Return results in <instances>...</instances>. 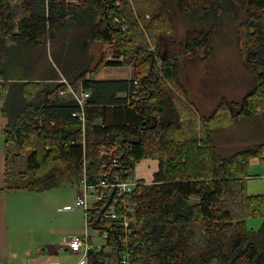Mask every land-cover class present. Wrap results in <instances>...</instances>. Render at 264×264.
Returning a JSON list of instances; mask_svg holds the SVG:
<instances>
[{"label":"trees","instance_id":"trees-1","mask_svg":"<svg viewBox=\"0 0 264 264\" xmlns=\"http://www.w3.org/2000/svg\"><path fill=\"white\" fill-rule=\"evenodd\" d=\"M156 1L148 19L139 11L142 23L134 0H0L6 153L0 196L79 188L85 176L97 184L105 171L111 181L116 175L128 180L137 164L156 160L153 182L139 180L118 205L122 213L126 203L135 204L131 264H264V195L247 193L251 161H264V143L222 159L213 141L215 131L264 111V0H202L208 5L198 18L203 27L189 30L185 53L209 57L215 35L240 20L255 75L241 101L223 98L208 115L188 102L179 57L161 52L174 47L177 28L167 1ZM197 1L176 5L193 24ZM101 41L112 45L118 60L105 64L130 66L131 81L88 78L99 68L91 47ZM33 62L40 77L20 76ZM68 85L90 95L84 123L78 102L61 95ZM103 148L118 149V165L102 162ZM249 219L262 220L258 231L248 228ZM96 227L103 223L96 220ZM109 258L121 264L115 246L109 254L92 252L90 263Z\"/></svg>","mask_w":264,"mask_h":264},{"label":"rangeland","instance_id":"rangeland-1","mask_svg":"<svg viewBox=\"0 0 264 264\" xmlns=\"http://www.w3.org/2000/svg\"><path fill=\"white\" fill-rule=\"evenodd\" d=\"M80 1L85 0H66V3L79 4ZM129 1L133 4V0ZM166 1L173 11L177 32L174 35V47L173 45H164L161 52L169 50L167 56L174 55L179 57L181 67L180 80L186 90L188 102L195 107L199 114L208 115L217 107L223 98L228 101H241L255 85V75L249 70L247 63L248 54L245 44L246 26L241 24L240 20H236L232 25L223 28L221 34L217 33L215 35V42L213 41L210 46L212 50L209 57H205V53L202 51H194L192 55L188 56L185 53L186 37L189 30L197 26V24L198 27H203L198 22V18L200 19L204 16L205 12L202 7H207L208 5L202 0L197 1L198 4L196 3V6L198 5L202 9H199L195 17V24H193L188 18L185 20V16L179 12L176 7L177 0ZM157 3L159 2L156 0H137L136 2L134 0L133 7L138 20L143 23L140 13L148 19L152 12L159 6ZM214 30L216 29L214 28ZM90 51L94 57L93 66L99 63V68L96 73L105 72V63L114 59L115 52L112 45L103 41L95 42ZM156 60H158V65H160V57H156ZM32 64L31 66L30 63L31 68H28V71L24 70L20 72V76L26 78L40 77V71L35 70L34 62ZM67 95L69 96L70 94ZM2 122L0 103V152L5 151V137ZM213 141L219 149L222 159L232 156L246 148H253L264 143V111L240 118L235 125L227 127L224 130L215 131ZM254 160L257 161H251L252 165L249 171L251 178L247 182V193L250 195H264V163L262 164V168H260L258 159ZM158 163L159 161L156 162L155 160H143L136 165L137 167L132 173V176L134 177V173L136 172V175L138 174L142 177V180L146 184H151L154 180L153 173L158 170ZM253 175H258V177H254ZM110 192H108L109 196ZM27 201L29 199L26 200V209ZM125 205L126 209H129V217L133 219L136 225L135 204L128 202ZM42 206L44 209L38 210L36 213H33V208L27 212L28 228L36 234L52 232L60 235L64 233L68 239L75 235L70 234V230L77 224L76 218L70 214L71 212H58L57 209L60 206L52 203L42 204ZM261 224L262 220L260 219H249L247 221L248 228L255 231L260 229ZM114 246L116 247L115 243H113ZM11 249L13 251L16 249V252H18V249L15 247L12 248L11 246ZM10 264L17 263L13 261ZM106 264H117V262L112 261L110 258Z\"/></svg>","mask_w":264,"mask_h":264},{"label":"crops","instance_id":"crops-1","mask_svg":"<svg viewBox=\"0 0 264 264\" xmlns=\"http://www.w3.org/2000/svg\"><path fill=\"white\" fill-rule=\"evenodd\" d=\"M112 61L118 60L114 58ZM105 70L102 73H93L88 78L103 81H131L134 78V72L130 66L106 65ZM80 88L74 89L80 92L82 91ZM2 123L4 125V120ZM258 161L260 162L259 167L262 168L264 161L259 159ZM158 170L153 173V176ZM5 174L6 153L4 151L0 152V189L6 187ZM254 177H258V175ZM131 178L135 180L142 179L138 174L136 175V172L134 177L132 176ZM77 192L78 188H58L40 193L23 190L3 193L0 196V264H10L13 261L17 264H77L80 255L65 247L64 241L68 238H66L67 236L64 233L60 235L52 232L36 234L27 226V212L29 210L33 208V213H36L38 210L44 209L42 204L52 203L60 206L57 209L58 212H71L70 214L75 216L77 224L70 230V234L78 235L83 233L84 212L73 206ZM28 199L26 209V200ZM24 215L25 217H23ZM92 235L98 239L97 231H93ZM11 246L12 248H17L18 252H16V249L13 251ZM111 251L112 249L107 247L102 253L109 254Z\"/></svg>","mask_w":264,"mask_h":264},{"label":"built area","instance_id":"built-area-1","mask_svg":"<svg viewBox=\"0 0 264 264\" xmlns=\"http://www.w3.org/2000/svg\"><path fill=\"white\" fill-rule=\"evenodd\" d=\"M116 21L120 23L117 19ZM140 25L143 27L142 23ZM63 82H66V80H63ZM67 94H70L78 102L81 108L78 117L84 123L87 99L90 97L89 93L86 91L78 92L68 85V88L61 92V95ZM117 151V148L102 149L100 153V157L103 159L102 162L111 166L118 165ZM139 184V180H123L120 175H116L114 181H111L107 171L100 175L97 184H90L87 177H84L73 203L74 208L81 209L84 212V232L73 235L65 241V247L80 255L77 264H90V254L92 252L100 253L107 247L112 249L113 243L116 244L120 263L131 264L130 247L133 240L134 222L128 215L129 209H126V205L122 213L119 212L118 205L123 197L131 196ZM109 191L113 192V198L111 199ZM96 220L103 223V227L97 228ZM93 231L98 232V239L93 237Z\"/></svg>","mask_w":264,"mask_h":264}]
</instances>
